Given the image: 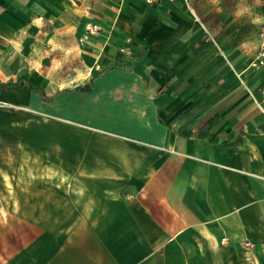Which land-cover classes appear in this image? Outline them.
<instances>
[{"label": "crops", "instance_id": "crops-1", "mask_svg": "<svg viewBox=\"0 0 264 264\" xmlns=\"http://www.w3.org/2000/svg\"><path fill=\"white\" fill-rule=\"evenodd\" d=\"M212 13L0 0V264H264L258 32Z\"/></svg>", "mask_w": 264, "mask_h": 264}, {"label": "rangeland", "instance_id": "rangeland-1", "mask_svg": "<svg viewBox=\"0 0 264 264\" xmlns=\"http://www.w3.org/2000/svg\"><path fill=\"white\" fill-rule=\"evenodd\" d=\"M196 1H200L201 5L205 7V10H212L214 12L210 15L211 27L208 25L204 27L205 33L207 34L209 40L216 42L215 37H221L224 39L229 38V41L233 45L236 44L237 46L239 42L240 45L243 43H247V45L250 46L254 45L255 36L258 32L259 37V31L263 23L262 21L264 20V0ZM88 23H97L101 27L99 32L102 30V26L100 23L93 20L89 21ZM6 202L8 204V201H0V208H2L3 203ZM3 222L8 223L9 217H4L0 210V226ZM1 234L2 233L0 231V236ZM1 258L2 257L0 254V259Z\"/></svg>", "mask_w": 264, "mask_h": 264}, {"label": "built area", "instance_id": "built-area-1", "mask_svg": "<svg viewBox=\"0 0 264 264\" xmlns=\"http://www.w3.org/2000/svg\"><path fill=\"white\" fill-rule=\"evenodd\" d=\"M147 3L153 4L156 3L158 0H145ZM100 26L97 23H88L86 26V34L84 35V38L88 37V35H92L94 33H98L100 30ZM133 38L127 37L126 44L121 48V50L126 53L127 55H134V50L132 47ZM253 66H261L264 65V22L262 23V26L259 31V48L257 55L252 61ZM261 94L264 95V85L260 87ZM223 241H225V237L223 238Z\"/></svg>", "mask_w": 264, "mask_h": 264}, {"label": "trees", "instance_id": "trees-1", "mask_svg": "<svg viewBox=\"0 0 264 264\" xmlns=\"http://www.w3.org/2000/svg\"><path fill=\"white\" fill-rule=\"evenodd\" d=\"M10 83H3L2 86H7L9 85ZM85 88V87H84Z\"/></svg>", "mask_w": 264, "mask_h": 264}]
</instances>
